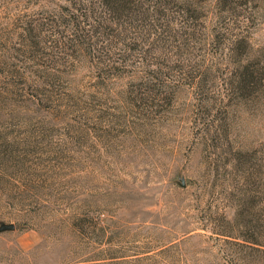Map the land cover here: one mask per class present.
Returning a JSON list of instances; mask_svg holds the SVG:
<instances>
[{
	"label": "rangeland",
	"instance_id": "obj_1",
	"mask_svg": "<svg viewBox=\"0 0 264 264\" xmlns=\"http://www.w3.org/2000/svg\"><path fill=\"white\" fill-rule=\"evenodd\" d=\"M179 2L90 48L0 0V264H264V0Z\"/></svg>",
	"mask_w": 264,
	"mask_h": 264
},
{
	"label": "trees",
	"instance_id": "obj_2",
	"mask_svg": "<svg viewBox=\"0 0 264 264\" xmlns=\"http://www.w3.org/2000/svg\"><path fill=\"white\" fill-rule=\"evenodd\" d=\"M217 5L222 11L228 10L227 0H217ZM65 8L68 15L60 26L70 31L71 38L83 40L90 48L101 39L111 44L125 39L141 40L153 34L170 36L168 9H177L186 17L188 10L179 0H68ZM188 11L197 12V9ZM110 44L105 47L106 51Z\"/></svg>",
	"mask_w": 264,
	"mask_h": 264
}]
</instances>
